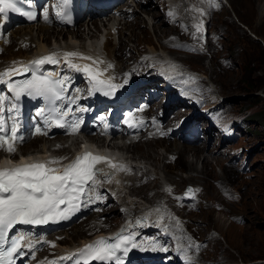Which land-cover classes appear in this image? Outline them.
Wrapping results in <instances>:
<instances>
[{
  "label": "rangeland",
  "instance_id": "rangeland-1",
  "mask_svg": "<svg viewBox=\"0 0 264 264\" xmlns=\"http://www.w3.org/2000/svg\"><path fill=\"white\" fill-rule=\"evenodd\" d=\"M152 1L151 9L157 11L161 19L164 18V23L159 17L153 18L148 15L146 13L148 8L145 9V6L138 8L132 18L127 16L126 20L122 19L120 23H116L120 27L119 30L123 31L124 37L133 30L134 39L138 43L136 44L138 47L135 44H129L130 52L125 54L124 45L120 47L122 34L119 36L120 42L116 46L120 47L118 52L122 54L121 58L125 61V65L128 63V61L126 63L128 57L130 61L135 57L138 59V53L142 54L150 45L156 48L163 58H167V51L170 50L172 51L170 57L182 67L190 70L192 76L194 75L193 77L197 79L200 94L207 99L206 107L208 102L216 100L214 105H221L218 108L221 112L220 119L223 121L244 120L245 124H240L236 139L227 141L220 139L215 130L216 124L212 122L214 129L209 138L206 130L209 128L210 121L208 122L205 118V114L198 115L199 124L202 127L200 129L202 138L196 145H194L195 142L178 140L180 143L176 145L177 147L183 150H186L185 147L188 149L182 156L174 150L167 149L168 145L175 146L174 142H169L171 140L162 137H146L144 140L135 141V146L129 150L119 147L126 153V156H135L133 154L138 153L139 157L136 158L138 161L133 163L147 165L152 176L148 178L142 175L141 177L140 173L128 175L127 177H135L138 180L132 187L122 191L118 200L123 201L126 192L133 190L135 193V197L132 198L134 207L138 205L162 207L164 204L167 206H164L165 209L171 208L175 211V213L172 211L174 215L170 218L177 217L180 223L174 227L173 234L169 238L183 236L203 240V248L196 250L200 264H264V128L256 119L257 116L264 114V7L261 12L258 10L261 5H264V0H219L216 1L215 7H212L208 0H172L177 5L182 2L184 9H179L181 17L178 19L176 16L173 21L170 20V23L165 16L166 12L164 13L168 11L169 2L162 4V0ZM118 7H122L121 3ZM195 9L202 10L203 16ZM167 17H169L168 14ZM107 18L106 14L82 18L75 27H70L69 30L63 29L65 35L62 40H67L73 29L84 33L82 41L85 42L88 31L100 34L99 32L108 22ZM201 21L206 24L205 37H200L201 31L197 33L194 27ZM26 25L28 24L15 23L8 27V32L14 31L10 34L13 42L9 46H4L6 49L0 52V59L9 54L8 48L12 51L19 48V34L16 30L20 27L25 29ZM86 26L90 28L87 29ZM106 27H110V24ZM51 28L52 32L48 29L42 35V39L46 37L48 44L61 40V32L55 36L56 28ZM111 30L115 32L116 29ZM32 31L34 36L40 33L36 25ZM170 38L174 40L171 42L187 40L198 42L200 50L193 53L175 49L172 43L162 44L163 41H170ZM25 43L28 49L35 47V42L30 44L27 40ZM142 58H146L144 54L139 58L142 61L140 67L145 65V60ZM122 59L120 63L123 64ZM206 91H208L207 94ZM188 109L186 112L179 113L180 118L179 114L174 118L170 115L168 120L173 122L172 125H176L182 116L192 117L194 113L202 111V108L197 107ZM57 137L59 142L52 145L51 149L59 144H65L63 148L54 150L71 153L77 147V143L72 142L71 139L68 138L65 141L66 136ZM115 140L122 141L121 139ZM82 141V135H78V144ZM182 144L184 145L181 146ZM203 145L205 146L202 149ZM30 146L37 147L35 151L43 148V139L36 140L25 148L28 149ZM234 147L244 148L243 157H248V170H239V161L231 163L229 157L232 156ZM164 149L172 153H167ZM163 155L167 157L164 161L161 160ZM148 161L156 165H153L155 169L149 166ZM185 162L188 163L186 165H189L190 169L183 166ZM225 167L231 171L228 172ZM223 174H226L227 179L221 182L219 178H223ZM129 183L126 179L124 180V185ZM187 183L199 190L196 191L197 201L195 202H188L178 195ZM119 203L114 199V206L106 209V218L100 216L102 222L100 225L110 228L121 221L123 213ZM131 212L136 213V210L132 209ZM91 218L87 216L56 232L66 231L71 233L67 234L70 238L77 239L83 235L80 234L79 229L88 232L87 225ZM108 219H111V224H106ZM56 232L51 234L55 237L65 235V232ZM70 238L66 240L71 242Z\"/></svg>",
  "mask_w": 264,
  "mask_h": 264
},
{
  "label": "snow or ice",
  "instance_id": "snow-or-ice-1",
  "mask_svg": "<svg viewBox=\"0 0 264 264\" xmlns=\"http://www.w3.org/2000/svg\"><path fill=\"white\" fill-rule=\"evenodd\" d=\"M66 5L67 0H62L61 5H59L61 11H58L57 15L61 18L65 15L63 8ZM9 11L18 12L29 20L35 18L31 12L22 11L17 6V0H0V15H4ZM195 11L203 15L202 10L195 9ZM168 15L172 17L174 12L169 11ZM194 27L196 32L199 33L203 27V22L201 21ZM64 58L69 68L86 74L90 94L101 92L105 96H110L114 94L116 89L123 86L113 83L116 77L110 74L105 75L109 69L113 68L112 64L102 68L101 65L104 64V61L84 56L78 52H65ZM71 58L89 60L91 64L81 66L72 63ZM30 63L39 68L45 63L57 64L59 61L56 58V54L52 53ZM170 68L175 70V65H170ZM28 71H30L28 65L20 69H7L0 73V82H7L4 77ZM127 77L128 74H125L124 83H127ZM67 80V77L57 76V78L53 79L50 75H37L36 71L33 70L31 79L16 85L9 84V89L17 99L20 95L27 94L28 96L41 97L49 102H54L65 99L63 94L67 91L65 87ZM4 100L5 97L0 96V131L4 130V117L2 115L5 111ZM71 103L74 104L75 99H72ZM15 108L16 106L12 105L7 111L11 113ZM84 110L79 107L76 108V111ZM54 111L55 116L51 123L56 127L65 128L69 134H76L79 131L80 124L78 122L69 124L65 120V117L72 111L70 106L68 111ZM41 112H43V109ZM17 133L18 126L14 122L11 128V136H0V149L10 156L16 152V144L22 142L23 139ZM37 133L39 134V129H37ZM59 162V159H51L46 162L0 168V241L3 242L0 243V264H14V257L22 255L25 248L32 251L36 243H50L43 241L42 238L34 242L25 233L9 236L15 226L41 225L69 219L71 215L84 206L86 200L94 202L96 199H103L96 191L97 185L105 181L111 182V177L116 171H128L123 165L113 164L108 158L92 155L89 152L75 157L59 173L55 168L49 167L50 164ZM101 165H106L109 171H103V168L100 167ZM98 174H102L104 180H101ZM167 191L170 192L171 190L167 189ZM196 191L199 190L197 189ZM191 192L192 190L189 189L188 193ZM5 243L8 245L6 248L3 246ZM129 245L133 248L138 246L134 236L132 234H118L113 238L97 239L93 243L85 245L73 256L78 255L80 258L76 261V264H91L92 261H96L97 264H113V262L114 264H123L121 255H118V253L127 255ZM51 246L54 247L55 245L52 244ZM189 246L191 247L192 245L190 244ZM73 256L60 257L59 260L69 261L73 259ZM50 264H57V261H51ZM185 264H190V259L186 258Z\"/></svg>",
  "mask_w": 264,
  "mask_h": 264
},
{
  "label": "bare ground",
  "instance_id": "bare-ground-1",
  "mask_svg": "<svg viewBox=\"0 0 264 264\" xmlns=\"http://www.w3.org/2000/svg\"><path fill=\"white\" fill-rule=\"evenodd\" d=\"M128 2L129 3L127 4V9L131 8V12L133 14H135L138 11L137 10L138 8H140L142 6H145V9H146V7L148 8V10L146 9V13L148 15H150L153 18H156V17L160 18L159 13L157 11H153L151 9L152 4H153L152 0H131V1L129 0ZM143 2L145 4H143ZM165 2H169L168 5L166 4L167 7H168V10H172L173 12H178L179 9H184V6H183L182 2H180V4L177 5V4H173L170 0H162L161 3L165 4ZM263 7H264V5H261L260 9H258V10L261 12ZM117 9H119L120 13H121L119 15V17L116 16V15L110 14L108 16V18H107L108 22L105 23L102 31L99 32L100 34L98 35V33H90L88 31L86 33L87 38H86L85 42L82 41V38L84 37V35H83L84 33H81L80 30L78 31V30H73V29H72V31H70L71 33H69L68 39L64 40V41L62 40V39H64V35H65L63 29L69 30L70 27H75L78 24V21H76L74 24H70V25H67L65 27H63V26L62 27H57L54 23L47 24V23H43V22H39L37 24H34V23L33 24L32 23L28 24V25H26L27 27L25 29L23 27H20V28L18 27L19 30H16V33L19 34V48L16 51H12L10 48H8L9 54L4 55V58L0 59V66L6 64L8 69L20 67V66H23L24 64H26L28 62L35 61V60H37V59H39V58H41L43 56L50 55V50H52V49H60V52H66V51L78 52V53L83 54L84 56H90V57H92L94 59L98 58L99 60L104 61V64L101 65L102 68L103 67H107L108 64H111L107 60V58L111 59L113 61V63H114L113 68L109 69L108 73H106L105 75H109L110 74V75L114 76V73L118 74L123 68L127 67V66H125V61L121 58L122 54H120V52H118V49L124 45L123 47L125 49V54H126V52H130V49L128 47L129 44H131V45L135 44V46H136V44L138 45L136 39H134L135 32L133 30L130 31L129 34L126 37H124L123 36V31L119 30L120 27H118V25L116 24V23H120L122 21V19L126 20V18H127L126 16L128 15L127 13L129 11L128 10H124L122 7H117ZM160 21H162L164 23V18L163 19L160 18ZM108 24H110V27L107 28L106 25H108ZM7 25H8V23L3 22L0 19V44H4V46H9L13 42L12 38L10 37V34L12 32H14L12 30H11L12 32L10 31L9 34H8V40L6 42H2L1 41V37H2L3 31L5 29H7ZM35 25L37 26V30L40 32L36 36L32 35V33H33L32 30L34 29ZM48 25L51 26V27H55L56 28L55 36L59 32H61V36H60L61 40L53 41L52 43L48 44L46 37H45V39H42V35L46 31H48V29L50 30V32H52V28L49 27ZM115 25L117 27V31L116 32H112L111 29L114 28ZM86 28L89 29L90 27L86 26ZM121 34H122V36L120 38L124 42H122V41L120 42L119 36ZM27 40L30 42V44H33V42H35V47L33 49H31V48L28 49V45L25 43V42H27ZM171 41H174V40L170 38V41L169 40L167 42L163 41L162 44H166V43H172L173 44V43H175V42H171ZM119 42L122 43L120 47L116 46ZM136 47H138V46H136ZM210 48H211V45H210ZM170 52L172 53V51H170V50H169V52L167 51V53H168L167 54V58H163V57L160 56V54L158 53L156 48H154L153 46L150 45L149 48H147V50H145V52L142 53V55L144 54V56L146 57V58H142L143 60H145L144 61L145 65L140 67V65L142 64V61L141 60L138 61V59H136L134 64H132L131 69L133 71L135 69H137V68H139L141 71L146 70L147 73L145 72L144 74L152 76V75H154V72L156 70L154 67H152L153 64H157L158 65L157 67H161V68H165V67H168L170 65H175L177 67L178 63H176L174 61V59H172L170 57V55L172 56V54ZM121 59L124 61L123 64L120 63ZM128 60H129V58L126 61H128ZM77 63L81 64L83 66L85 64H91V61L83 60V59H77ZM162 64H164V66H162ZM42 67L46 68L47 67V63L42 65ZM149 67H152V69H154V70L152 71ZM135 74L136 73H134V72L131 73L132 76H135ZM4 80L6 81V77H4ZM158 81H159V78H151L148 81L147 80L144 81V83L147 82V83H145L146 84V86H145L146 88L145 89H148V87H151V86H155L158 83ZM128 82L129 81H127V83ZM123 84H126V83L123 82ZM114 95H118V92H114ZM178 101H179V98L177 97L175 100H173L170 103H166L165 102V103L159 104L158 98H156V99L154 98V99L151 100L150 105L153 108V114L156 115V116H161L163 118V120L165 121V125L163 126L161 131H163L165 133V135L168 138L167 140H171L169 142H174L175 146H170V145H168L170 143H168L167 144L168 145L167 149H170L172 151L174 150L178 154L180 153L181 156H182L183 153L186 150H188V149L185 147L186 150H183V149L177 147L176 145H179V143H180L178 141V138L176 136L171 135L170 129L166 128L167 123L170 121V120H168V117L170 115H171V117L175 115L174 111L177 109ZM30 104H33V102L30 101ZM214 104H215V102L212 103V104L208 103L207 106H209L210 109H217L218 105H220V104H217V105H214ZM34 107H35V112L37 114L38 119L43 120L44 122L47 123V125L45 127H42V131L38 135H34L32 138H30L29 143L22 145L21 146V151L22 152H26V153L40 152L41 155H43L44 154L43 152H46V151L50 150L51 146L57 143L56 141L59 142V140H58L59 138L57 136H64L65 132L63 131L62 128L52 127L53 123H51L52 120L49 117V113L41 112V110H42L41 106H38L37 104H35ZM104 107L105 106H103L102 108H104ZM170 107H173V108H170ZM178 116L180 118V114ZM92 117L93 116L90 115V114H79L78 115V119L75 121V122H78L80 124L79 130H81L85 134H91V130L93 129V125H92V123L90 121L92 120ZM206 125H208V124H206ZM208 127L209 128L206 130V134L210 138V136H211V134L213 132V126L209 125ZM41 138L43 139V143H44L43 148L38 149L37 151L34 150L37 147H35L32 150H30V147L28 149L25 148V146L29 145L30 143H34V142H36V140H39ZM51 138H53V139H51ZM88 138H89L90 141H95V142H101L104 139L103 137L91 136V135ZM67 139H68L67 136L64 137L65 141ZM141 139H142V136H139L135 141H139ZM72 140H73V142L77 143V148L81 147V145H83L85 143V140L83 139L81 144H78V142H77L78 137L76 135L74 136V138ZM121 140H124V139L122 138ZM194 140H196V138ZM135 141L130 142V143H126L125 145H122V144L117 143L116 141H113L111 143L109 142L110 144L108 143L107 145L111 146V147H116L118 150H120L119 147H121L123 149H126V150H129V149H131L132 147L135 146ZM176 142H178V143H176ZM196 144H198V141H195L194 145H196ZM183 145L184 144H182L181 146H183ZM64 146H66V145L65 144H59L57 147L58 148H63ZM204 146L205 145L202 146V149H203ZM167 149H164V151H166L167 153H170V152L172 153V151L167 150ZM202 149H200V150H202ZM190 150H192V149H190ZM62 151L63 150H61V151L57 150V151H54V152H58L59 154H61ZM194 152H195V150H194ZM133 155H135V156H132V155L125 156L127 159L123 158V156L121 157V158H123L124 163H126V161L128 160L129 161V162L127 161L128 164H130V163L132 164L130 166H127V169L130 170V172L135 173V175H137V173H140L141 177H142V175H145L146 177L149 178L151 174H150V172L148 170V166L147 165H141L140 163L134 164L133 163V159H136L139 156H137L138 153H134ZM149 156H146V157H149ZM114 157L116 158V160H119V158L116 157L115 155H114ZM162 157L163 158L161 160H163V161L167 159V157H164V155ZM205 160L208 161L206 158H205ZM178 163L180 164V161ZM186 163L187 162H185V165H183V166L190 169V166L186 165ZM148 164H149V166L151 165L152 167L156 166L155 164H152V162H150V161H148ZM117 165H120V164H117ZM100 167L103 168V171H109V169H108V167L106 165H101ZM225 168L228 170V172L231 171L228 167H225ZM154 169H155V167H154ZM169 172H170V170H169ZM130 174L131 173L126 174V172L116 171L115 174L112 176V177L116 176L113 179V181H111V182L105 181L102 184L96 186L97 193L103 199L102 200L98 199L99 201H96V200L94 201L95 206H96L95 207L96 210L92 211V209H91V212L95 216H92V218L90 219V226L87 228L88 232H85L83 229H81V230L79 229L80 234H83V235H81L77 239H72V237L70 238L69 235L71 233H67L66 231L57 232V233L65 232V234H66L64 237H62L60 239H57V241H58V244L56 246L57 249L63 250L65 248H67L69 246V244L71 245V243H73L75 241L77 243H81L85 239L91 238L94 235H96L98 233H101L103 230L107 229L106 225H104V226H100L99 225V221L100 220L98 219V217H100V216H104L105 217L106 216L105 215L106 209H109L110 207L114 206V199H115L114 195H113L114 192L116 194L117 193H121L122 191L127 190L129 187H132L134 185V183L138 180V179H135V177L134 178L127 177ZM226 174H223V176H224L223 178H219L221 182L224 179H227ZM98 175H99V178L101 180H104V177L102 176V174H98ZM168 175H169V173H168ZM168 178H169V176H168ZM125 179H126V181H128L130 183L124 185V180ZM166 180L167 179L165 178V181ZM117 181H119V183H117ZM159 183H162V182L160 181ZM126 193L127 194L124 196L125 198L123 199V201L120 202V205H126L127 206L126 207L127 211L128 210H132V209H135V210L139 211L137 213L138 214L141 213L143 218L146 221L154 219L156 217V215H158V214L161 215V216H159V219H161V217L164 218L165 212L167 213V216H169V215L173 216L174 213H175V211H173L171 208H170L171 210L170 209H163L164 208V204H163V206L161 205L162 207H160L158 205H154V206H150V207L149 206L145 207L143 205H141V206L138 205V207H134V205H133L134 201L132 199V198L135 197L134 191L132 190L130 192V190H128V192H126ZM87 202H88V200L85 201V204ZM157 209H159V211H157ZM100 210H102V211H100ZM108 220H107L108 221L107 224L111 222V219H108ZM167 220H168L169 225H171L172 224L171 218L170 219L168 218ZM75 226H77V225H75ZM155 230L160 231V229H155ZM67 234H69V235H67ZM51 236L53 238H55L54 234H51ZM69 238L71 239V242H68L66 240V239H69Z\"/></svg>",
  "mask_w": 264,
  "mask_h": 264
},
{
  "label": "trees",
  "instance_id": "trees-1",
  "mask_svg": "<svg viewBox=\"0 0 264 264\" xmlns=\"http://www.w3.org/2000/svg\"><path fill=\"white\" fill-rule=\"evenodd\" d=\"M256 119L258 120V123H261L262 128H264V120H263L264 119V114H261L260 116H257Z\"/></svg>",
  "mask_w": 264,
  "mask_h": 264
}]
</instances>
